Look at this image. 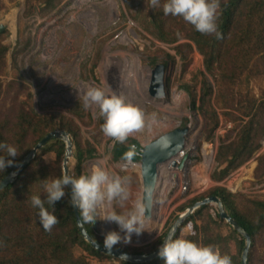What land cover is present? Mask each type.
I'll return each instance as SVG.
<instances>
[{"label": "rangeland", "instance_id": "rangeland-1", "mask_svg": "<svg viewBox=\"0 0 264 264\" xmlns=\"http://www.w3.org/2000/svg\"><path fill=\"white\" fill-rule=\"evenodd\" d=\"M27 1L3 0L5 8L0 9V24L4 28L2 32L6 33L4 44L10 47L6 72L1 76L2 84L6 86L13 81L16 85V91L9 96H0L2 112L16 107L18 102L27 103L26 110L33 108L43 115L53 113L57 119L62 116L75 119L82 147L86 152L89 147L95 148V156L83 162L82 172L95 165L110 174L130 176L132 195L126 202V208H130L134 200L144 202L145 199L141 160L133 164L129 159L115 155V141L100 130L103 120L98 116V108L94 105L85 108L83 101L78 100V92L82 96L85 85L97 86L122 95L139 107L145 113V127L131 134L126 142L138 141L140 148L177 127L190 129L184 148V153L190 156L184 168H171L168 164L159 167L154 211L145 221V230L140 235L132 234L130 243L121 242L124 246L149 249L158 245L159 248L162 245L160 239L166 238L176 223L175 217L185 212L181 208L189 205L190 199L208 194L217 186L237 194L244 205L253 199L264 200V176H257L259 158L264 154V137L247 162L220 180L212 178L218 164L220 136L234 128V123L222 121L213 140H207V120L201 110L191 107L190 91L202 95L204 76L217 90L220 88L219 81L206 71L205 57L196 46L192 51L182 49L187 56L183 60L175 49L179 43L171 45L156 41L147 33L140 23L146 0H64L52 10L44 9L45 5L36 1V7L30 14H27ZM136 16H140V21L135 19ZM181 42L190 43L188 39ZM167 54L174 56L175 60ZM153 59L157 62L152 63ZM160 63H166L165 96L155 98L150 94L152 76L149 77L151 68ZM260 65L255 69L252 66L241 82L233 85L238 95L254 97L258 102L262 99L264 65ZM186 85L191 87L190 91L184 88ZM18 88L23 91L16 97ZM227 91L225 98L215 100L216 94L213 98V106L221 115L223 111L232 109L234 98L240 97H234L230 87ZM200 104L198 101L197 106ZM234 113L244 117L241 112ZM63 143L55 141L46 149L45 159L51 167L52 176L57 174L56 160L65 157L61 147ZM181 158L177 157L179 163ZM76 163L74 156L69 158L70 172L74 171ZM170 172L174 176L170 174L168 177ZM211 205L219 212L216 204ZM113 209L117 213L125 210L113 202L98 209V215L103 216ZM94 227L102 235L110 230L119 231L115 223L100 219ZM212 228L219 235L221 254L229 255L232 264H237L243 235L223 219H217ZM192 232L191 221L182 229L181 235L186 237ZM261 234L253 250L255 264H262L264 260V229ZM87 256L92 264H121L115 257L100 259L94 255Z\"/></svg>", "mask_w": 264, "mask_h": 264}, {"label": "trees", "instance_id": "trees-1", "mask_svg": "<svg viewBox=\"0 0 264 264\" xmlns=\"http://www.w3.org/2000/svg\"><path fill=\"white\" fill-rule=\"evenodd\" d=\"M36 1L43 3L44 9L52 10L64 0H28L27 14H30L33 7H36ZM164 2L165 0H160V6L151 7L146 0L145 13L141 15L142 21H140V16H136L135 19L140 21L142 27L156 41L171 45L179 43L175 49L183 60H186L187 56L183 54L182 49L192 51L196 46L205 57L206 71L218 79L220 88L217 90L204 76L201 96L190 91L191 87L188 85L184 88L190 91L191 107L201 110L207 120V140H213L222 121L234 123V128L224 136H220L217 152L218 164L212 174L214 180H220L231 170L247 162L258 150L261 139L264 137V96L258 102L254 97L244 98L238 95L233 88L234 84L241 82L246 71L252 66L255 69L261 67L260 63L264 65V0H220L216 23L218 31L223 35L222 39H217L214 33L202 34L196 31L194 26L185 22L181 17L165 15ZM3 8L5 5L3 0H0V9ZM5 37L6 33L0 32V96L5 94L7 97L12 91H16V85L13 81L6 86L2 84L1 76L6 72L7 54L10 50L9 45L4 44ZM183 39H188L190 43L181 42ZM167 57L175 58L170 54H167ZM155 62L157 59L152 60V63ZM203 75L206 74L203 73ZM228 87L234 97L237 95L240 97H236L237 100L234 98L235 103L233 101L231 104L232 109L223 111L221 115L212 102L215 94V100L225 98ZM17 90L16 97H19L23 89L18 88ZM198 101L201 102L200 106H197ZM16 103V107L6 112H2L0 103V143L10 144L17 149L18 156L13 159L19 167L48 133L64 130L70 134L75 147L74 157L77 160L76 167L70 174L74 176L82 174V164L85 160L95 156V148L89 147L86 152L82 147L79 126L75 119L66 116L57 119L53 113L43 115L34 111L33 108L26 110L27 103ZM234 112H241L244 117ZM55 141L63 143L60 139L50 140L39 150L19 176L0 191V264H92L87 255H94L100 259L114 258L95 249L83 237L77 224L75 208L69 204L71 196L69 186L65 190V197L55 203V209L45 202V207L57 216L59 222L50 232L45 231L40 224L39 210L32 206L30 196L41 195L42 200L46 199V194L42 193L41 181L47 178H59L64 174L63 157L61 160H56V176H52L51 167L45 159L46 149ZM64 143L61 145L62 154L66 151ZM134 143L138 146L134 148L135 155L131 159L141 160V153H138L141 150L138 141L123 144L115 142L113 151L117 157L125 159L124 154ZM0 156L7 157V153L0 151ZM19 167L14 165L7 167L4 171L0 170V182L10 173L17 172ZM257 176H264V154L259 158ZM212 195L221 199L226 212L250 235L251 246L247 264L257 263L254 260L253 250H255L258 237L262 235L261 230L264 229V200L253 199L248 205H244V202L238 199L237 194L227 188L217 186L208 194L190 199L189 205H184L181 209L186 211L197 202ZM179 216L175 217V220ZM217 219L222 221L219 212L211 204H206L186 218L174 238H181L182 229L192 221L193 232L183 238L205 246L218 247L219 235L215 234L212 228ZM84 224L94 240L104 245V235L97 232L94 224L85 222ZM164 239L165 237L160 239V244H163ZM245 244V237L241 236L240 256L238 260L235 259L237 264H242ZM113 249L134 255H150L158 249V245L149 249H134L119 243ZM120 262L121 264H164L159 256L146 263H132L124 260ZM262 262L264 264V260Z\"/></svg>", "mask_w": 264, "mask_h": 264}, {"label": "clouds", "instance_id": "clouds-1", "mask_svg": "<svg viewBox=\"0 0 264 264\" xmlns=\"http://www.w3.org/2000/svg\"><path fill=\"white\" fill-rule=\"evenodd\" d=\"M147 3L151 7L160 6V0H147ZM219 9L220 0H165L163 3L165 15L181 17L185 22L194 26L196 31L202 34L214 33L217 39H222L223 35L218 31L216 23ZM155 68L150 70L152 77ZM163 82L165 90L164 77ZM151 83L152 80L150 86ZM78 100L83 101L85 108L93 105L98 108V116L103 120L100 130L115 142L123 144L131 134L145 127V113L136 105L128 102L124 96L117 95L115 92H107L101 87L85 85L83 95L81 96L78 92ZM134 148L136 149V146H132L124 154V158L129 159L133 164L135 162L131 158L135 155ZM0 151L7 153V157L0 156V170L4 171L7 167L14 165L19 167L13 159L18 156L14 146L0 143ZM12 175L14 176L15 173ZM41 182L42 193L46 194V199L42 200L41 195H31L30 202L33 207L38 208L39 222L45 231L50 232L59 222L57 216L45 207V202L55 209V203L65 197V190L68 186H71L69 204L78 210L83 222L93 225L100 219L118 226L119 231L110 230L104 234V248L109 253L115 245L121 242L130 243L132 234L140 235L145 230V221L148 218L146 203L137 199L132 202L130 208H126V202L132 195L130 176L110 174L104 168L94 165L79 176L65 173L59 178H47ZM113 202L125 210L117 213L113 209L103 216L98 215V209L103 208L105 204L111 205ZM188 227L191 228V225ZM158 256L164 264H232L231 257L221 254L218 247L205 246L183 237L165 239L159 248ZM120 259L126 260L127 255L122 254Z\"/></svg>", "mask_w": 264, "mask_h": 264}, {"label": "water", "instance_id": "water-1", "mask_svg": "<svg viewBox=\"0 0 264 264\" xmlns=\"http://www.w3.org/2000/svg\"><path fill=\"white\" fill-rule=\"evenodd\" d=\"M4 28L2 24H0V32H2ZM154 76L152 79L151 86L149 88L150 94L155 98H162L165 96L164 90V65L159 64L153 70ZM190 132L189 127H177L176 129L160 136L155 141L147 144L143 149V154L141 157V175H143V185H144V202L147 205L146 216L150 217L152 212L154 211V191L156 189V183L158 178V170H160L159 165L162 162H166L169 159H175V157L181 156V162L179 163L177 159L172 161V166H178L179 168H184L185 162L189 158V153H184V148L186 147L187 136ZM52 139H60L66 143V154L63 161V169L64 174H70L69 168V158L73 156V142L70 138V135L67 131L64 130H56L48 133L37 145L36 147L29 153V155L23 160L21 166L19 167L15 175L10 173L4 180L0 182V191L8 186L10 183L14 181V179L19 176V174L23 171V169L34 159L39 150H41L50 140ZM182 154V155H181ZM71 175V174H70ZM71 192V186H69ZM214 203L217 205L219 210V215L221 219L226 220L230 225H232L240 234L245 237L246 244L242 254V264L248 263V255L251 246V238L250 235L239 225V223L230 216L218 196L212 195L202 201L197 202L194 206L187 209L182 215L179 216L176 223L173 225L172 229L168 233L167 238H174L177 233L179 227L184 223L186 218L191 215L196 209L206 205ZM75 214L77 218V224L79 230L81 231L83 237L86 241L90 242L95 249L102 253H107L119 260L122 254L127 255V259L124 261L132 262V263H146L148 261L154 260L158 257V251L160 246L154 253L150 255H134L130 253H126L120 250L112 249L111 253L108 252L104 248V245L98 243L94 240L91 234L85 227L84 222L81 220L78 210L75 208Z\"/></svg>", "mask_w": 264, "mask_h": 264}, {"label": "bare ground", "instance_id": "bare-ground-1", "mask_svg": "<svg viewBox=\"0 0 264 264\" xmlns=\"http://www.w3.org/2000/svg\"><path fill=\"white\" fill-rule=\"evenodd\" d=\"M111 4H113L112 2H110ZM106 5V4H105ZM149 78H151V75H150V77ZM153 78V77H152ZM164 99V98H163ZM160 101V100H159ZM175 159H177V157H175ZM175 159H169L168 161H166V162H162L160 165H159V167L161 166V165H164V164H168L171 168H172V161L173 160H175ZM158 172H159V170H158ZM170 174H173V176H174V173H172V172H170V173H168L167 174V176L168 177H170ZM172 176V175H171ZM142 178H143V175H142ZM173 179V178H172ZM171 179V180H172ZM170 182V181H169ZM157 184H158V178H157V183H156V189H157ZM155 194V193H154ZM144 198H145V195H144ZM151 217V216H150ZM150 217H148L147 219H150Z\"/></svg>", "mask_w": 264, "mask_h": 264}, {"label": "built area", "instance_id": "built-area-1", "mask_svg": "<svg viewBox=\"0 0 264 264\" xmlns=\"http://www.w3.org/2000/svg\"><path fill=\"white\" fill-rule=\"evenodd\" d=\"M145 146H143V148H144ZM143 148H141V150H140V152H138V153H141V155H142V153H143Z\"/></svg>", "mask_w": 264, "mask_h": 264}]
</instances>
